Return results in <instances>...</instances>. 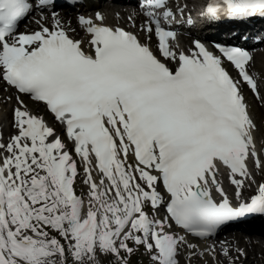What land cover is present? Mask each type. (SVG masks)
Returning a JSON list of instances; mask_svg holds the SVG:
<instances>
[{"label":"snow or ice","instance_id":"snow-or-ice-1","mask_svg":"<svg viewBox=\"0 0 264 264\" xmlns=\"http://www.w3.org/2000/svg\"><path fill=\"white\" fill-rule=\"evenodd\" d=\"M189 4L138 0L132 31L78 15L77 39L58 11L75 0H0V87L15 101L0 131V264L247 258L188 237L264 217V131L246 95L264 103V71L244 46L176 35L264 20V0H207L195 19ZM32 13L36 28L18 31Z\"/></svg>","mask_w":264,"mask_h":264},{"label":"rangeland","instance_id":"rangeland-1","mask_svg":"<svg viewBox=\"0 0 264 264\" xmlns=\"http://www.w3.org/2000/svg\"><path fill=\"white\" fill-rule=\"evenodd\" d=\"M192 1L196 2V1H200V0H192ZM108 6H109V4H108ZM106 8H107V6H106ZM127 16L130 17L131 15H126V16L121 17L120 12L119 13H111L110 15L105 16V23H107V24L127 23L125 20V17H127ZM131 17L135 18L134 16H131ZM34 19H35V17H31L28 20V24L30 23L32 25ZM130 25H132V24L130 23ZM254 60H255L256 69L260 70V71H264V49L263 48H259L256 50V52L254 54ZM0 88H1V90H4L2 87H0ZM5 100H7V98H5ZM6 103L8 105L11 104V102H9L8 100ZM249 105H250V111L253 115L254 120L256 121V123L258 125L261 126L262 131H264V103H260L259 101H256L250 97L249 98ZM3 106H5L4 99H2L1 95H0V109L3 108ZM6 116L8 119L10 116V113L8 112L6 114ZM258 138H259V136H258ZM239 232H241V231L240 230L239 231H235V230L229 231V232L225 233L222 237H220L219 240L221 241L222 239L227 238L228 235L234 234V233H239ZM241 237L242 238H240V240L234 241L233 245H239L240 244L239 247L243 248L247 252V258H243V257L241 258L242 264H256L257 261L254 262L253 259L258 260L257 264H261V263H259L261 261L264 263V241L261 242V237L258 236L257 234H254V233L252 234L253 238L252 237L246 238L243 235H241ZM219 240H216V241L212 242L211 244L212 245L215 244L217 247H219L220 244L217 243V242H219ZM190 242L193 243V241H190ZM237 242H239V244H236ZM193 244L197 245L199 248H205L207 246V245H204L202 243H200V244L193 243ZM259 248H261V249H259ZM258 249H259V251H258ZM252 251H254V252H252ZM250 254H252V255L250 258H248ZM131 259H132V264H143V258L140 255H135ZM243 261H245V262H243ZM193 264H215V262L211 259L210 256L205 255L204 257H201L200 259L193 261Z\"/></svg>","mask_w":264,"mask_h":264},{"label":"bare ground","instance_id":"bare-ground-1","mask_svg":"<svg viewBox=\"0 0 264 264\" xmlns=\"http://www.w3.org/2000/svg\"><path fill=\"white\" fill-rule=\"evenodd\" d=\"M98 4H100V0L97 2V3H95V4H92V8H94V9H97V6H98ZM107 10H109V11H117L118 9H119V6L118 5H112V6H108L107 5V8H106ZM62 15H64V16H66V14H64V13H62ZM36 17V16H35ZM64 21H70L71 23V25H74L76 28H77V21L74 19V18H71V17H65L64 19H63ZM26 27H31L30 25H26ZM77 35H79V34H77ZM30 105H31V103H30ZM2 115H3V118H2ZM0 114V122H1V124L3 125V128H4V126L5 125H8L7 124V122L5 121L6 119H5V114ZM240 229V231L241 232H239V233H234V234H230V235H228V237L227 238H225V239H222L221 241H219V243H221V242H223V241H227V242H229L230 244H234V241H237V240H240V238H242L241 237V234H244V237H252V234L254 233V234H257L258 236H260L261 237V242L262 241H264V233H262V234H258V233H261L260 231H259V228L256 226V225H247V226H245V227H240L239 228ZM243 237V238H244ZM253 238V237H252ZM253 240V239H252ZM245 243V242H244ZM251 243V242H250ZM236 244H239V242H237ZM254 244V243H253ZM240 245V244H239ZM238 245V246H239ZM206 247H208V246H206ZM205 247V248H206ZM256 247V246H255ZM248 249V248H247ZM259 249H261V248H259ZM259 249H258V251H259ZM252 250V249H251ZM257 250V249H256ZM261 251V250H260ZM252 252H254V251H252ZM247 253V252H246ZM251 255L252 254H250L249 255V257L248 258H250L251 257ZM254 260V262L255 261H257V263H258V260L256 259H253ZM247 261V260H246ZM243 262H245V261H243ZM204 263V262H203ZM207 263V262H206ZM256 263V264H257ZM259 263H261V264H264L262 261L261 262H259Z\"/></svg>","mask_w":264,"mask_h":264}]
</instances>
